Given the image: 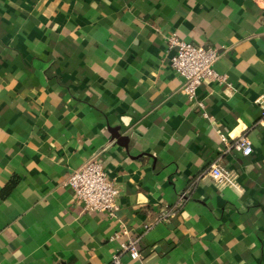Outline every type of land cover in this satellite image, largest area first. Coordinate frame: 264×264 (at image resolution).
Instances as JSON below:
<instances>
[{
  "label": "crops",
  "instance_id": "crops-1",
  "mask_svg": "<svg viewBox=\"0 0 264 264\" xmlns=\"http://www.w3.org/2000/svg\"><path fill=\"white\" fill-rule=\"evenodd\" d=\"M173 32L215 47L226 81L181 93ZM262 96L264 0H0V264H112L122 227L142 236L125 264H264ZM90 158L112 214L67 185Z\"/></svg>",
  "mask_w": 264,
  "mask_h": 264
},
{
  "label": "built area",
  "instance_id": "built-area-1",
  "mask_svg": "<svg viewBox=\"0 0 264 264\" xmlns=\"http://www.w3.org/2000/svg\"><path fill=\"white\" fill-rule=\"evenodd\" d=\"M167 47L172 52L171 66L185 79L180 91L190 100H196L197 89L206 80L226 81L225 76L214 68L220 56L215 47L186 41L176 32L167 37ZM197 103L203 107L200 101ZM258 103L261 105V118L264 121V96L258 99ZM220 138L225 150L234 149L243 155H251L254 151L252 141L246 135L233 140L227 134L221 133ZM209 173L219 183L232 182L230 170L218 160L210 165ZM67 185L73 189L76 199L82 203L84 210L107 214L114 212L120 191L98 159L90 158L73 170L67 177ZM162 218L163 215L159 216V219ZM123 235H126V238H122L120 249L114 254L112 264H125L121 259L123 253L128 254L132 259L141 256L142 236L130 235L127 228L122 227L112 238L119 239Z\"/></svg>",
  "mask_w": 264,
  "mask_h": 264
},
{
  "label": "water",
  "instance_id": "water-1",
  "mask_svg": "<svg viewBox=\"0 0 264 264\" xmlns=\"http://www.w3.org/2000/svg\"><path fill=\"white\" fill-rule=\"evenodd\" d=\"M112 134H113L114 137H117L118 139H121V141H122L123 138H125L124 136H122V135L120 134L118 128H114V129L112 130Z\"/></svg>",
  "mask_w": 264,
  "mask_h": 264
}]
</instances>
